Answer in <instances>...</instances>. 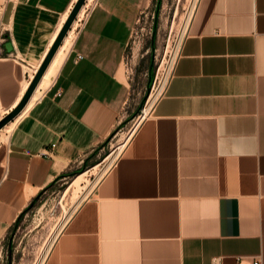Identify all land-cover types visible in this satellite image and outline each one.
<instances>
[{
	"label": "crops",
	"instance_id": "crops-1",
	"mask_svg": "<svg viewBox=\"0 0 264 264\" xmlns=\"http://www.w3.org/2000/svg\"><path fill=\"white\" fill-rule=\"evenodd\" d=\"M77 1L0 0V120ZM156 3L86 0L35 101L0 131V244L120 124L126 48ZM138 126L44 264H264V0H199L165 90Z\"/></svg>",
	"mask_w": 264,
	"mask_h": 264
},
{
	"label": "rangeland",
	"instance_id": "rangeland-1",
	"mask_svg": "<svg viewBox=\"0 0 264 264\" xmlns=\"http://www.w3.org/2000/svg\"><path fill=\"white\" fill-rule=\"evenodd\" d=\"M193 2L157 0L143 19L134 24L122 62L128 94L120 124L91 158L46 189L16 221L0 244V264H39L78 201L101 181L98 179L111 156L122 146L126 147L137 126L148 117L143 110L150 103V97L151 100L157 97L164 78H170L168 72L176 48L184 37L183 30ZM4 136L1 135V139Z\"/></svg>",
	"mask_w": 264,
	"mask_h": 264
},
{
	"label": "bare ground",
	"instance_id": "bare-ground-1",
	"mask_svg": "<svg viewBox=\"0 0 264 264\" xmlns=\"http://www.w3.org/2000/svg\"><path fill=\"white\" fill-rule=\"evenodd\" d=\"M198 1L199 0H194V2H193V4H192V6H191V8H190V12H189V15H188V17H187V19H186V23H185V27H184V30H183V33H184V37H185V35H186V33H187V30H188V26H189V24H190V21H191V19H192V16H193V14H194V11H195V9H196V6H197V3H198ZM86 2V1H85ZM85 4V3H84ZM84 6V5H83ZM82 6V7H83ZM82 9V8H81ZM81 9H80V11H81ZM79 11V12H80ZM79 14V13H78ZM78 16V15H77ZM77 18V17H76ZM76 20V19H75ZM75 22V21H74ZM73 22V23H74ZM73 25V24H72ZM72 27V26H71ZM71 29V28H70ZM70 31V30H69ZM69 34V33H68ZM184 37L182 38V40L179 42V45H178V47L176 48V51H175V53H174V58H173V62H172V66H171V68L169 69V72H168V75H170L171 76V74H172V71H173V67H174V65H175V62H176V60H177V58H178V55H179V52H180V48H181V44H182V41H183V39H184ZM47 74V73H46ZM47 76V75H46ZM167 82H168V78H164V80L162 81V83H161V87H160V90H158L157 92H158V96H160V94H162L163 92H164V89H165V86H166V84H167ZM41 84H42V82L40 81V83L38 84V86H37V88L35 89V91H34V93H33V95H32V97L30 98V100H29V102H28V104L26 105V107L23 109L24 110V112H25V110H27L32 104H33V102L35 101V99H36V90L41 86ZM42 88V87H41ZM159 89V88H158ZM39 91V90H38ZM156 92V93H157ZM38 93V92H37ZM155 97V98H153L152 100H151V97H150V103L144 108V110H143V114L144 115H149L150 114V112H151V110L153 109V107H154V105H155V103L157 102V100L159 99V97ZM149 101V100H148ZM148 103V102H147ZM23 112V111H22ZM21 112V113H22ZM20 113V114H21ZM19 114V115H20ZM18 115V116H19ZM17 116V117H18ZM16 117V118H17ZM15 118V119H16ZM147 118V117H146ZM14 119V120H15ZM142 119H144V117L142 118ZM141 119V120H142ZM13 120V121H14ZM13 121H11L10 123H12ZM10 123H8L5 127H3L1 130H5L8 126H10ZM13 124H15V123H13ZM0 130V131H1ZM6 130H8V129H6ZM5 133V132H4ZM131 137H132V135H131ZM130 137V138H131ZM130 138H129V140H130ZM124 145V144H123ZM125 146V145H124ZM124 146H122L116 153H114L112 156H111V159H110V162L106 165V168H105V170L103 171V173L101 174V176L99 177V179H98V181H100V179H102L107 173H108V171L112 168V166H114V164L116 163V161L118 160V158L120 157V154L122 153V150L124 149ZM94 187H96V184L95 185H93L89 190H88V192L86 193V195L80 200V201H78V204H77V206L75 207V209L73 210V211H71V213L68 215V217L66 218V220H65V222H64V224H63V226L60 228V230L57 232V234L53 237V239H52V241H51V243H50V245H49V247H48V249H47V251L45 252V254H44V256H43V258H42V260L40 261V263L39 264H44L45 263V261H46V259H47V257H48V255L50 254V252H51V250H52V248H53V246H54V244H55V242H56V240L58 239V237H59V235H60V233L62 232V230L64 229V227L66 226V224L68 223V221L71 219V217H72V215L74 214V212H76V208L78 209L79 207H80V204H82V202L84 201V198H86V196L94 189Z\"/></svg>",
	"mask_w": 264,
	"mask_h": 264
},
{
	"label": "water",
	"instance_id": "water-1",
	"mask_svg": "<svg viewBox=\"0 0 264 264\" xmlns=\"http://www.w3.org/2000/svg\"><path fill=\"white\" fill-rule=\"evenodd\" d=\"M86 0H78L77 3L75 4L73 10L71 11L68 20L66 21L65 25L63 26L56 42L54 43L53 47L51 48L49 54L47 55L46 59L44 60V62L42 63L41 67L39 68V70L37 71L36 75L34 76L32 82L30 83L26 93L24 94L23 98L21 99V101L17 104V106L10 111L5 117H3L0 120V130L5 127L8 123H10L11 121H13L22 111L23 109L26 107V105L28 104L30 98L32 97L35 89L37 88L38 84L40 83L46 69L48 68L52 58L54 57V55L56 54L58 48L60 47V45L62 44L64 38L66 37L67 33L69 32L73 22L75 21L80 9L82 8V6L84 5ZM5 48L8 51H11L12 48L10 46V44H6Z\"/></svg>",
	"mask_w": 264,
	"mask_h": 264
},
{
	"label": "trees",
	"instance_id": "trees-1",
	"mask_svg": "<svg viewBox=\"0 0 264 264\" xmlns=\"http://www.w3.org/2000/svg\"><path fill=\"white\" fill-rule=\"evenodd\" d=\"M87 161V160H86ZM68 176V174L67 175H63V176H60V177H58L51 185H49L46 189H48V188H50L52 185H54L58 180H60V179H62V178H64V177H67ZM45 189V190H46ZM45 190H43L39 195H37L32 201H31V203L28 205V207L21 213V215L19 216V218H18V220L24 215V213L30 208V207H32L36 202H37V200L39 199V197L41 196V194L45 191Z\"/></svg>",
	"mask_w": 264,
	"mask_h": 264
},
{
	"label": "built area",
	"instance_id": "built-area-1",
	"mask_svg": "<svg viewBox=\"0 0 264 264\" xmlns=\"http://www.w3.org/2000/svg\"><path fill=\"white\" fill-rule=\"evenodd\" d=\"M82 22H83V21H80L79 24H81ZM5 42H6V39L2 36V34H0V46L4 45ZM169 79H170V78H169ZM169 79H168V81H169ZM167 83H168V82H167ZM166 85H167V84H166ZM157 86H158V85H157ZM157 86H156V87H157ZM165 87H166V86H165ZM152 90H154V87H153ZM164 90H165V89H164ZM162 94H163V93H162ZM162 94H160L159 98L161 97ZM141 112H142V110H141ZM141 112H140V113H141ZM139 116H140V115H138L137 119L139 118ZM212 264H221V263H220L219 260L215 259V260L212 261ZM252 264H259V262H258V261H254Z\"/></svg>",
	"mask_w": 264,
	"mask_h": 264
}]
</instances>
